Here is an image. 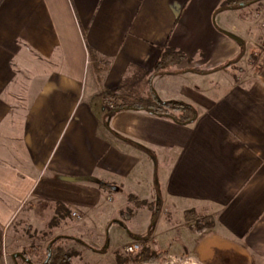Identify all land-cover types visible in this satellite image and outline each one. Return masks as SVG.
<instances>
[{
  "label": "crops",
  "instance_id": "obj_1",
  "mask_svg": "<svg viewBox=\"0 0 264 264\" xmlns=\"http://www.w3.org/2000/svg\"><path fill=\"white\" fill-rule=\"evenodd\" d=\"M225 1L0 0V262L23 212L61 204L82 221L118 192L209 217L206 253L264 257L262 31L232 37ZM165 48L185 58L154 75ZM106 91L195 116L109 117Z\"/></svg>",
  "mask_w": 264,
  "mask_h": 264
},
{
  "label": "rangeland",
  "instance_id": "obj_2",
  "mask_svg": "<svg viewBox=\"0 0 264 264\" xmlns=\"http://www.w3.org/2000/svg\"><path fill=\"white\" fill-rule=\"evenodd\" d=\"M256 7L257 2H254L243 9H234L229 14V20L225 24L220 22V25L228 30L232 37L252 35L257 39L256 20L252 16ZM199 86L202 89L207 88L208 81L201 80ZM138 87L144 90L143 79L139 81ZM20 96L17 99H20ZM17 101L15 103H18ZM111 196V201L110 197L108 200L103 198L100 209L82 221L78 212L75 211L79 219L73 217L70 210L68 217L58 224H52L54 213L43 205L38 206L37 215L32 219L28 213L23 212L8 228L5 242L8 249L6 248L5 255L1 256L2 261H6L0 264H16L12 256L28 252L31 247H39L41 255H44L48 243L57 237L74 238L59 239L52 248L71 255L69 264H118L115 261L116 253L128 259L125 264H139L132 260L136 252L128 254L124 251L125 247L131 244H138V251L148 244L152 251L163 253L165 256L156 264H264V257L250 260L247 257L241 259L228 254L223 257H227L231 262L218 260L219 263H213L216 255L211 254V251L206 253L205 249L206 245L215 241L212 232L198 236L199 232L192 233L183 228H191L190 219H193L194 223L199 220L197 227L207 225L209 217L196 213L195 209L188 208L180 212L178 208H174L165 213L159 205H153L143 194L135 196L132 192H118ZM137 201L145 202L146 205H138ZM21 260L16 258L19 264ZM30 260L33 263L39 262L36 257Z\"/></svg>",
  "mask_w": 264,
  "mask_h": 264
},
{
  "label": "trees",
  "instance_id": "obj_3",
  "mask_svg": "<svg viewBox=\"0 0 264 264\" xmlns=\"http://www.w3.org/2000/svg\"><path fill=\"white\" fill-rule=\"evenodd\" d=\"M261 1V0H226L221 4L222 8H231V9H237V8H244L249 4H252L254 2ZM185 56L180 51H174L170 48H165L164 51L161 53L158 62L156 64V67L154 69V75L158 74L160 72H169L170 69L173 66L178 65L182 60H184ZM105 98H108V101L113 103V108L107 111V115L109 117L113 116L115 113H118L120 111H146L149 114L157 117H163L172 119L175 122L179 124H187L191 120L194 119L195 113L192 110V108L189 105L179 103V102H165L161 103L159 101L155 100H143V99H135L130 98L129 96H125L116 92H110L106 91ZM112 101H111V100ZM76 181H95L92 178H79L74 179ZM98 187L106 193H110L113 190V187L108 184L101 181H96ZM138 205L145 206V202L137 201ZM191 211V215H192ZM70 209L61 205V204H55L54 205V215L52 218V224H58L60 221L64 220V218L68 217L70 215ZM196 213H194L195 215ZM208 219V218H207ZM193 220V219H192ZM191 219L189 222L190 227L195 230L196 232H203L205 229L210 228L212 226V221L207 222V225L205 224V227H197V224L199 220L192 221ZM188 222V223H189ZM195 224V225H194ZM59 239H65V240H72L73 237H57L50 241L46 247V254L41 255V251L39 247H31L30 251L20 253L21 261L20 264H69L71 255H67L60 249H52L54 244ZM76 239V238H75ZM78 240V239H76ZM144 241H146L143 238ZM79 241V240H78ZM80 242V241H79ZM50 246L51 255L47 260L48 255V246ZM38 249V250H37ZM165 255L159 251H152L147 244L146 247H143L140 251L135 253V256L132 258L133 262L139 263V264H156L157 261L161 260ZM38 258L39 262L33 263V261L30 260V258ZM126 258H122L119 253H116L115 255V261L118 264H125L127 263ZM16 264H19L18 261H16ZM130 262V261H129Z\"/></svg>",
  "mask_w": 264,
  "mask_h": 264
},
{
  "label": "built area",
  "instance_id": "obj_4",
  "mask_svg": "<svg viewBox=\"0 0 264 264\" xmlns=\"http://www.w3.org/2000/svg\"><path fill=\"white\" fill-rule=\"evenodd\" d=\"M253 19L259 22L260 28L262 30V38H261V48L264 50V2H260L256 9L253 11ZM105 109L108 111L113 108V103L110 101H105L104 103ZM72 216L79 219V215L76 212L72 213ZM140 249L138 244H131L125 247V253L131 254L135 253Z\"/></svg>",
  "mask_w": 264,
  "mask_h": 264
},
{
  "label": "flooded vegetation",
  "instance_id": "obj_5",
  "mask_svg": "<svg viewBox=\"0 0 264 264\" xmlns=\"http://www.w3.org/2000/svg\"><path fill=\"white\" fill-rule=\"evenodd\" d=\"M214 255H216V257H215V261L213 262V263H216V262H218V260H221V262L223 261L224 262V260H227V262H231V260L230 259H228L227 257H223V253H219V252H217V251H215V254ZM229 255V254H228ZM229 256H231V255H229ZM233 256V255H232ZM234 257H236V256H234ZM219 263V262H218Z\"/></svg>",
  "mask_w": 264,
  "mask_h": 264
},
{
  "label": "water",
  "instance_id": "obj_6",
  "mask_svg": "<svg viewBox=\"0 0 264 264\" xmlns=\"http://www.w3.org/2000/svg\"><path fill=\"white\" fill-rule=\"evenodd\" d=\"M234 39V41H236V42H240V40H238V39H236V38H233ZM50 255H51V251H50V246H48V255H47V260H48V258L50 257ZM21 258L20 257V254H14L13 256H12V258L14 259V260H16V258Z\"/></svg>",
  "mask_w": 264,
  "mask_h": 264
}]
</instances>
